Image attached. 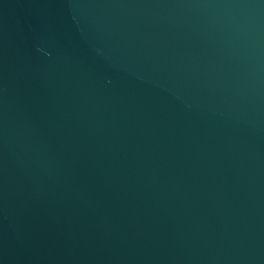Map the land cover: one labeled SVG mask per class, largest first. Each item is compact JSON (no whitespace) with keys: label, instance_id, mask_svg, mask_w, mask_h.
Instances as JSON below:
<instances>
[{"label":"water","instance_id":"1","mask_svg":"<svg viewBox=\"0 0 264 264\" xmlns=\"http://www.w3.org/2000/svg\"><path fill=\"white\" fill-rule=\"evenodd\" d=\"M0 264H264V0H0Z\"/></svg>","mask_w":264,"mask_h":264}]
</instances>
